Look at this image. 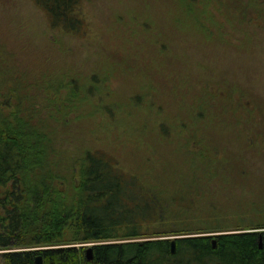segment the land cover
Wrapping results in <instances>:
<instances>
[{
  "label": "trees",
  "instance_id": "trees-1",
  "mask_svg": "<svg viewBox=\"0 0 264 264\" xmlns=\"http://www.w3.org/2000/svg\"><path fill=\"white\" fill-rule=\"evenodd\" d=\"M34 1L54 29L90 35V23L82 14L86 10L83 0ZM168 1L176 5L173 13L181 20L199 23L204 17L226 18L236 28L250 20L264 27V0ZM197 4L203 6L197 8ZM121 18H114V29ZM135 20L144 25L141 30H148V22ZM149 46L144 41L133 48L129 42L119 46L123 49L115 48L131 57V66L111 65L117 72L101 76L97 62L87 72L68 66L50 74L37 73L23 67L21 54L0 41V249H7L1 253L4 264H38V256L42 264H264V196H254L251 205H240L242 209H231L226 206L230 189L220 195L215 188L224 178L217 176L218 163L231 159L237 163L235 192L239 193L248 184L244 176L254 164L253 157H264V105L237 85L205 81L213 88H199L192 101L201 109H194L183 100L182 86L167 79L170 70L148 68L153 63L165 65ZM165 55L171 58L168 51ZM163 72L165 76L155 80ZM138 73L151 77L146 86L149 97L131 90V107L105 99L113 96L111 78L126 80ZM163 92L179 96L176 107L185 104L188 118L178 108L161 113ZM170 100L166 99L168 105ZM142 105H150L155 115L150 117L146 110L132 115ZM121 109L135 131L144 133L149 128L166 147L175 142L178 156L182 152L186 156L192 177L156 174V163L164 171L170 167L164 152L154 146L140 161L141 171L126 167L137 152L120 156L125 144L115 139L118 146H101L103 135L96 136L97 131L107 120L115 122ZM224 124L237 133L239 146L217 141L210 129ZM174 236L178 237L175 253L170 238ZM89 242L96 243L92 260L83 245Z\"/></svg>",
  "mask_w": 264,
  "mask_h": 264
},
{
  "label": "rangeland",
  "instance_id": "rangeland-1",
  "mask_svg": "<svg viewBox=\"0 0 264 264\" xmlns=\"http://www.w3.org/2000/svg\"><path fill=\"white\" fill-rule=\"evenodd\" d=\"M83 2L86 10L82 14L87 18L91 27L88 36L66 34L54 29L49 24L44 11L37 6L34 0H0V41L21 54L19 59L23 67L38 70L37 73L45 71L44 74H50L53 70H65L62 67L68 66L87 72L90 68L94 69V63L97 62L96 66L99 69L98 72L102 73L101 76H106L104 73L117 72L112 69L111 65H116V68L131 66V57L128 55L124 57V54L116 52L118 49L115 48L123 49L119 46H124L127 42L131 43V48H133L135 43L140 46L141 42L145 41L157 54V58L165 62V65L150 64L148 68L155 66L158 70L165 68L170 70L168 73L170 76H166L167 79L175 80L182 86L180 92H185H183V100L188 105L191 103L190 106H194V109H201V105H195L193 103L196 101H192L195 100L193 97L200 92V89L213 88L212 84L208 85L205 81L221 83L224 87H228L227 84L237 85L244 90L246 96L264 105V27H259L250 20L239 24L238 28L234 25L232 27L230 25L232 22L226 18L209 20L204 17L199 23L191 18L181 20L175 16L176 13H173L176 5L174 8L168 0H83ZM214 5L212 2L209 6L213 9ZM201 6L203 5H196L197 8ZM118 17L122 18L118 24H115L118 28L114 29L112 24L116 23L114 18ZM135 19L148 22L150 25L148 30H141L144 25L134 23ZM137 25H139L138 29L135 33L132 32L134 26ZM99 45H104L102 48L105 50H102ZM167 51L170 59L165 55ZM141 55L149 57L147 53H141ZM166 64L169 67H166ZM173 68H175L174 73L179 71L181 74L173 75L171 72ZM145 69L146 73L150 72L147 68ZM149 76V74L147 76L138 73L125 80L115 75L109 83L113 96H106L105 99L115 100V102L131 107L128 103L131 90L146 92V96H150L146 89L147 80L151 79ZM163 76H165L164 72L155 77V80ZM131 79L136 82H131ZM163 97L164 105L161 99L159 100V106L163 108L162 114L178 108L176 111L188 118L189 113L186 112L188 108L185 104L182 107H176L179 96L169 94L165 96L163 92ZM167 98L171 99L170 105L166 101ZM136 110L137 112L133 111L132 115L140 114L144 110L150 117L155 115V111L150 110V105L136 107ZM125 114L127 112L121 109L116 115L115 122L109 119L97 131L96 136L103 135L100 136V139L103 138L100 141L101 146L114 148L115 144L118 146V140L119 143L126 145L123 151L118 149L120 156L132 151L137 152L134 153L136 158L130 159L131 165L126 166L131 171L143 170V163L140 161L144 160L145 154L153 151L152 146H154L156 151L164 152L170 167L169 171H164L159 163L158 165L156 163L154 166L156 174L167 175L168 172L169 176L177 179L185 176L192 177V174L187 171L188 162L184 161L186 156L183 152L178 156L180 149L175 142L166 147L157 137L154 138V132L149 128H145L144 133L135 131L124 117ZM227 122L232 123L230 119ZM223 127L217 126V128L209 129L216 133L217 141H223L229 146H239L240 140L236 138L237 133L229 129L230 125L228 128ZM69 142L72 141L67 140L66 143ZM136 147H141V149L138 150ZM253 160L254 164L248 166L249 170L244 176L248 178V184H244V188L239 193L235 192V187H238L235 180L238 177L237 163L231 159V161H222L216 166L219 170L217 176L224 178L215 188L218 189L220 195L226 194L225 192L230 189V203L227 202L226 206L231 209H237L240 205H251L254 196H257L256 199L264 196V157L255 155ZM185 172L187 173L183 174ZM250 200L251 202L248 203ZM93 244L94 242L83 243L85 247ZM4 251L7 249H0V264H4L1 256Z\"/></svg>",
  "mask_w": 264,
  "mask_h": 264
},
{
  "label": "water",
  "instance_id": "water-1",
  "mask_svg": "<svg viewBox=\"0 0 264 264\" xmlns=\"http://www.w3.org/2000/svg\"><path fill=\"white\" fill-rule=\"evenodd\" d=\"M260 230H262V229H260ZM216 234H222V233H216ZM170 238H172V251H173V253H175V251H176V244H177V236H174V237H170ZM94 244H96V243H94ZM93 244V245H94ZM214 244H215V246H216V240H214ZM93 245H90V246H88L87 247V250H86V252H87V256H88V258L90 259V260H92L93 259V257H94V254H93V251H94V249H93ZM260 246L262 247V236H261V242H260ZM37 262H38V264H42L43 262H42V257L41 256H38L37 257Z\"/></svg>",
  "mask_w": 264,
  "mask_h": 264
},
{
  "label": "bare ground",
  "instance_id": "bare-ground-1",
  "mask_svg": "<svg viewBox=\"0 0 264 264\" xmlns=\"http://www.w3.org/2000/svg\"><path fill=\"white\" fill-rule=\"evenodd\" d=\"M222 233H225V232H222Z\"/></svg>",
  "mask_w": 264,
  "mask_h": 264
}]
</instances>
